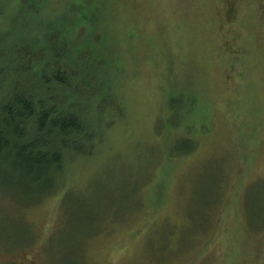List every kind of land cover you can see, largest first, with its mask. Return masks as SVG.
<instances>
[{
    "label": "rangeland",
    "instance_id": "obj_1",
    "mask_svg": "<svg viewBox=\"0 0 264 264\" xmlns=\"http://www.w3.org/2000/svg\"><path fill=\"white\" fill-rule=\"evenodd\" d=\"M34 44L103 89L101 139L42 183L0 161L2 264H264V0H0V99Z\"/></svg>",
    "mask_w": 264,
    "mask_h": 264
},
{
    "label": "trees",
    "instance_id": "obj_2",
    "mask_svg": "<svg viewBox=\"0 0 264 264\" xmlns=\"http://www.w3.org/2000/svg\"><path fill=\"white\" fill-rule=\"evenodd\" d=\"M37 46L13 49L14 81L0 99V161L11 162L17 174L42 183L61 177L70 158L94 153L97 140L101 139L100 128L89 122L87 113L92 110L90 113L97 119L103 105L93 110V101L102 98L104 92L62 60H55L42 74L37 73L35 66L48 57V49ZM73 51L70 48L71 54ZM6 75L8 70L0 67V80L7 79ZM54 85L79 100L72 102L67 95H60ZM87 100L92 101V108ZM110 104L119 107L115 100ZM184 142L191 148L183 154L191 153L195 148L192 142Z\"/></svg>",
    "mask_w": 264,
    "mask_h": 264
},
{
    "label": "flooded vegetation",
    "instance_id": "obj_3",
    "mask_svg": "<svg viewBox=\"0 0 264 264\" xmlns=\"http://www.w3.org/2000/svg\"><path fill=\"white\" fill-rule=\"evenodd\" d=\"M0 264H2V262H0Z\"/></svg>",
    "mask_w": 264,
    "mask_h": 264
}]
</instances>
